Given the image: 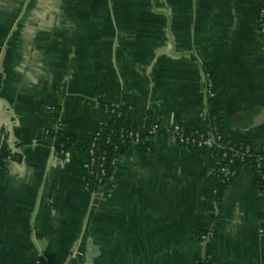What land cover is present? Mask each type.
Returning <instances> with one entry per match:
<instances>
[{
	"label": "crops",
	"instance_id": "0c3cea01",
	"mask_svg": "<svg viewBox=\"0 0 264 264\" xmlns=\"http://www.w3.org/2000/svg\"><path fill=\"white\" fill-rule=\"evenodd\" d=\"M258 0H0V264H264V191L243 166L219 199V161L162 137L126 147L108 183L84 188L101 103L124 124L194 128L207 109L227 134L264 142ZM214 79L208 97L205 74ZM53 108V110H52ZM19 158V159H18ZM215 235L201 242L199 233Z\"/></svg>",
	"mask_w": 264,
	"mask_h": 264
},
{
	"label": "trees",
	"instance_id": "16d2710c",
	"mask_svg": "<svg viewBox=\"0 0 264 264\" xmlns=\"http://www.w3.org/2000/svg\"><path fill=\"white\" fill-rule=\"evenodd\" d=\"M261 1L264 3V0ZM262 19L264 22V14ZM101 106L106 120L98 124L86 142H80L74 135L68 133L55 132L51 129H46L44 132V139L52 136L59 137L54 149L60 157H66L71 151L87 152L88 168L92 172V175L84 181V188L88 191H95L99 186L108 183L114 167L113 160L118 155H122L126 147L133 144L128 137V132L138 133V146L143 149H149L151 138L159 137L164 133L162 127L150 117L143 127L126 126L124 124L127 109L125 102L119 104L102 102ZM152 126L156 127V134L149 133ZM183 134L194 138L196 143L210 137L213 140L210 148L201 144L200 146L189 145L187 149L200 154L209 152L219 161L220 166L232 165L234 173L223 179L218 186L217 199L238 176L243 166H248L258 176L256 185L260 191H264V142L257 146L253 141L231 138L226 132L221 111L207 109L200 118V126L191 128L183 125ZM9 157H11L9 151L0 155V170H5L4 162ZM81 258V256H75L69 264H81ZM196 264H211L210 257L205 254L197 260Z\"/></svg>",
	"mask_w": 264,
	"mask_h": 264
},
{
	"label": "built area",
	"instance_id": "2783aa9c",
	"mask_svg": "<svg viewBox=\"0 0 264 264\" xmlns=\"http://www.w3.org/2000/svg\"><path fill=\"white\" fill-rule=\"evenodd\" d=\"M258 10H257V14H256V22H257V26L258 29L261 33H264V22H263V14H264V3L261 0H258ZM205 83H206V93L208 97H212L215 93V84H214V80L212 79V77L209 75V73L205 74ZM53 110V108H52ZM163 129V135L159 136L162 138L167 139L170 143L172 144H176V145H180L183 147L189 146V145H196V146H200L201 144L206 145L208 148L211 147L213 140L208 137L205 140H200L199 142L196 143L194 138H190L187 135L183 134V124L181 123H170L167 126H161ZM157 129L155 126H152L151 129L149 130L150 134H156ZM128 137L131 139L132 143L135 145H138L139 143V139H138V133L137 132H133L130 131L128 132ZM121 159V155H118L114 160H113V165H115L116 163H118ZM88 161H87V167H88ZM221 167V171L223 173V179H226L228 176L232 175L234 172L232 170V165H229L228 167H224V166H220ZM89 171V175H92V172L90 171V169L88 168ZM88 175V176H89ZM215 235L214 231L212 229L206 230V231H202L199 233V239L201 240L202 243H204L205 241H207L208 239L212 238ZM77 256V254L73 257ZM36 264H46L43 261H41L40 259L36 260ZM69 264V263H68Z\"/></svg>",
	"mask_w": 264,
	"mask_h": 264
},
{
	"label": "water",
	"instance_id": "95a60500",
	"mask_svg": "<svg viewBox=\"0 0 264 264\" xmlns=\"http://www.w3.org/2000/svg\"><path fill=\"white\" fill-rule=\"evenodd\" d=\"M19 159V158H18Z\"/></svg>",
	"mask_w": 264,
	"mask_h": 264
}]
</instances>
